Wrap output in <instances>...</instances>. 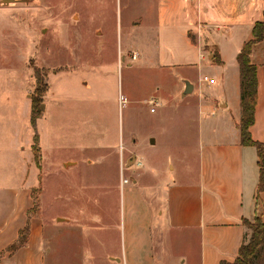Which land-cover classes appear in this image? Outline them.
Segmentation results:
<instances>
[{
    "label": "crops",
    "instance_id": "0c3cea01",
    "mask_svg": "<svg viewBox=\"0 0 264 264\" xmlns=\"http://www.w3.org/2000/svg\"><path fill=\"white\" fill-rule=\"evenodd\" d=\"M124 1L129 8L139 11L133 15L130 10L126 23L138 37L128 44L127 53L131 57L133 53L137 54L136 60L145 54L153 55L162 61V68L198 69V139L194 145L177 141L173 157L168 156L166 165L171 175L166 174L164 166L157 170L149 164L148 171L155 176L149 175L150 171H139L137 152L132 153V160L126 159L127 154L119 155L118 163L130 172L129 183L124 184L123 180L124 185L121 183L124 231L122 245L109 251L105 261L107 264L234 263L241 246L252 235L244 220L253 222L259 212L264 221V191L257 199L258 150L244 145L241 138L237 61L244 44L253 37L254 25L264 19V0ZM96 33L101 35L102 30L97 29ZM251 61L257 68L258 99L250 132L254 141L264 144V40L253 46ZM203 76L215 79L218 87L201 83ZM185 80L194 85L193 94L197 83L190 77H183L182 81ZM83 83L89 87L87 81ZM54 91L50 84L46 118ZM8 93L12 94L10 86ZM183 96L189 95L183 92ZM27 98L28 94L20 104L6 97L1 110L3 115L14 114L19 108L22 119L28 121L5 120L13 131L8 152L21 161L22 173L7 182L0 175V264H84L81 252L86 226L81 223L80 213L56 215L46 222L40 212L41 191L36 197L34 191L38 187L33 178L43 168L44 158L41 135L37 133L39 167L32 149L35 136L30 133L32 99ZM1 122L0 119V125ZM45 134L49 135L48 130ZM101 141L97 140L98 146H107L104 138ZM101 157L100 162H109L108 153ZM78 167L79 160L66 158L50 171L52 175L64 176ZM147 176L153 183L147 182ZM38 178L42 180L41 175ZM65 186L73 188L74 184L67 181ZM61 200L70 204L74 197L65 190Z\"/></svg>",
    "mask_w": 264,
    "mask_h": 264
},
{
    "label": "rangeland",
    "instance_id": "374dc122",
    "mask_svg": "<svg viewBox=\"0 0 264 264\" xmlns=\"http://www.w3.org/2000/svg\"><path fill=\"white\" fill-rule=\"evenodd\" d=\"M130 10L133 15L139 13L124 0L122 5L120 0H31L0 5V175L7 182L22 173L21 161L8 152L13 131L5 120L28 121L22 119L19 108L3 115L5 98L21 104L26 94L33 100L43 90L38 118L30 126L35 136L32 149L36 146L34 153L38 155L39 150L40 154L37 135H41L44 158L43 168L33 178L38 187L34 194L38 197L41 191L39 209L46 222L56 215L80 213L86 226L81 252L84 264H107L109 251L122 245L125 210L121 183L129 179L130 172L118 163L119 155L127 154L126 159L132 160V153L137 152L139 171L155 176L148 171L149 164L157 170L164 166L170 174L166 165L177 141L194 145L198 139V69L162 68V61L147 54L133 60L127 47L138 37L126 24ZM97 29L102 30L101 35ZM185 76L197 84L195 92L184 97ZM50 84L56 91L46 118ZM218 93L223 97L221 88ZM152 99L159 103L155 112L149 103ZM103 138L107 146H98L97 140ZM107 153L109 162H100ZM66 158L79 160L80 167L64 176L52 175L50 168ZM146 180L154 181L149 176ZM67 181L73 182V188H66ZM65 190L74 197L70 204L61 200Z\"/></svg>",
    "mask_w": 264,
    "mask_h": 264
},
{
    "label": "trees",
    "instance_id": "16d2710c",
    "mask_svg": "<svg viewBox=\"0 0 264 264\" xmlns=\"http://www.w3.org/2000/svg\"><path fill=\"white\" fill-rule=\"evenodd\" d=\"M252 34V39L244 44L242 51L237 57V61L240 67V103L242 109V118L240 121L241 138L244 145L255 146L258 150L260 182L257 199H259V195L264 191V144L254 141L250 132V128L255 123V112L258 99L257 68L251 61V53L253 46L264 40V19L254 25ZM42 93H44V91L40 90V95L32 100V120L38 118L37 115L39 112L37 109L39 107L38 105L42 102ZM34 149H37L36 146ZM37 151L38 155L36 154V162H38L37 160L40 156L39 150ZM244 225L252 230V236L249 242L241 246L239 255L234 263L222 262L221 264H254L255 261H258V264H264V221L261 214L258 212L253 222L244 220Z\"/></svg>",
    "mask_w": 264,
    "mask_h": 264
},
{
    "label": "water",
    "instance_id": "95a60500",
    "mask_svg": "<svg viewBox=\"0 0 264 264\" xmlns=\"http://www.w3.org/2000/svg\"><path fill=\"white\" fill-rule=\"evenodd\" d=\"M30 1L31 0H0V5L10 6L14 4L30 3ZM184 83H185L184 95H190L194 90V85L188 80H185ZM151 142L154 143L155 141L152 139Z\"/></svg>",
    "mask_w": 264,
    "mask_h": 264
},
{
    "label": "built area",
    "instance_id": "2783aa9c",
    "mask_svg": "<svg viewBox=\"0 0 264 264\" xmlns=\"http://www.w3.org/2000/svg\"><path fill=\"white\" fill-rule=\"evenodd\" d=\"M132 58H133V60H136L137 59V54L133 53ZM200 81H201V83H206L209 86L215 84V79L210 78L209 76H203ZM149 103L152 106L151 111L155 112L156 111L155 107L159 106V103L157 101H155L154 99L150 100ZM123 183L127 184V183H129V180L128 179H123Z\"/></svg>",
    "mask_w": 264,
    "mask_h": 264
}]
</instances>
